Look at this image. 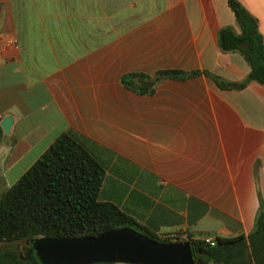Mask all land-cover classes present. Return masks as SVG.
<instances>
[{"label":"crops","instance_id":"0c3cea01","mask_svg":"<svg viewBox=\"0 0 264 264\" xmlns=\"http://www.w3.org/2000/svg\"><path fill=\"white\" fill-rule=\"evenodd\" d=\"M264 44V0H236ZM227 0H0V191L60 135L101 166L97 196L161 237L246 235L264 207V85L222 52ZM160 79L148 94L126 72ZM190 72H194L189 74Z\"/></svg>","mask_w":264,"mask_h":264},{"label":"trees","instance_id":"16d2710c","mask_svg":"<svg viewBox=\"0 0 264 264\" xmlns=\"http://www.w3.org/2000/svg\"><path fill=\"white\" fill-rule=\"evenodd\" d=\"M227 5L237 30L231 25L219 27L217 46L222 52H237L248 72L237 83L218 76L211 79L225 88H242L249 81L264 85V44L256 20L236 0H227ZM185 75L180 70L164 69L153 75L126 72L118 80L127 89L148 94L160 79ZM102 172L101 166L70 135L57 137L15 182L0 191V264H38L33 253L26 252L27 241L36 237L90 236L124 226L160 242L187 240L194 264H264L262 204L245 236L215 237L212 243L190 234L181 239L161 237L145 231L113 203L98 198Z\"/></svg>","mask_w":264,"mask_h":264},{"label":"water","instance_id":"95a60500","mask_svg":"<svg viewBox=\"0 0 264 264\" xmlns=\"http://www.w3.org/2000/svg\"><path fill=\"white\" fill-rule=\"evenodd\" d=\"M11 116L0 120L6 133ZM38 264H194L187 240L160 242L131 227L81 237L40 236L27 241Z\"/></svg>","mask_w":264,"mask_h":264},{"label":"built area","instance_id":"2783aa9c","mask_svg":"<svg viewBox=\"0 0 264 264\" xmlns=\"http://www.w3.org/2000/svg\"><path fill=\"white\" fill-rule=\"evenodd\" d=\"M204 240L212 243V240L211 239H204Z\"/></svg>","mask_w":264,"mask_h":264},{"label":"flooded vegetation","instance_id":"af4514ba","mask_svg":"<svg viewBox=\"0 0 264 264\" xmlns=\"http://www.w3.org/2000/svg\"><path fill=\"white\" fill-rule=\"evenodd\" d=\"M25 252V251H24ZM28 254L30 253V251L28 250V251H26Z\"/></svg>","mask_w":264,"mask_h":264},{"label":"rangeland","instance_id":"374dc122","mask_svg":"<svg viewBox=\"0 0 264 264\" xmlns=\"http://www.w3.org/2000/svg\"><path fill=\"white\" fill-rule=\"evenodd\" d=\"M0 247H1V245H0ZM30 251V253H33L31 250H29Z\"/></svg>","mask_w":264,"mask_h":264}]
</instances>
